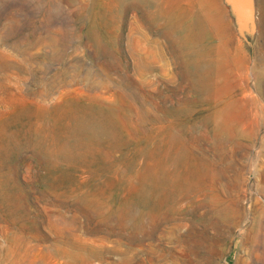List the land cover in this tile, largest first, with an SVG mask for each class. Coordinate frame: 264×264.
Instances as JSON below:
<instances>
[{"label": "rangeland", "instance_id": "1", "mask_svg": "<svg viewBox=\"0 0 264 264\" xmlns=\"http://www.w3.org/2000/svg\"><path fill=\"white\" fill-rule=\"evenodd\" d=\"M255 6L0 0V264H264Z\"/></svg>", "mask_w": 264, "mask_h": 264}, {"label": "water", "instance_id": "2", "mask_svg": "<svg viewBox=\"0 0 264 264\" xmlns=\"http://www.w3.org/2000/svg\"><path fill=\"white\" fill-rule=\"evenodd\" d=\"M228 9L238 37L251 45L257 31L255 0H222Z\"/></svg>", "mask_w": 264, "mask_h": 264}, {"label": "bare ground", "instance_id": "3", "mask_svg": "<svg viewBox=\"0 0 264 264\" xmlns=\"http://www.w3.org/2000/svg\"><path fill=\"white\" fill-rule=\"evenodd\" d=\"M194 22H196V21H194ZM194 22H193V23H194ZM197 22H198V24H199V25H197V26H198V29H199V28H200V24L203 23V20H201V19H197ZM195 24H196V23H195ZM193 25H194V24H193ZM188 26H189V25H188ZM195 26H196V25H195ZM187 29H189V27H188ZM190 32H191V31H190ZM196 32H197V31H196ZM199 33H200V32H199ZM202 33H203V32H202ZM198 35H200V34H198ZM191 36H192V35H191ZM195 37H196V34H195ZM184 40H185V39H184ZM242 64H243V63H242ZM174 220H175V219H174ZM180 220H181V219H180ZM174 225H175V224H174ZM168 226H169V225H168ZM172 226H173V224H172ZM215 233H216V232H215ZM225 233H226V232H225ZM168 242H169V241H168ZM184 245H185V244H184ZM184 245H183V246H184ZM181 246H182V244H181ZM181 246H180V247H181ZM175 247H176V246H175ZM180 249H181V248H180ZM180 249H179V250H180ZM183 252H184V251H183ZM185 252H186V251H185ZM169 253H170V254H169V258H172V262H171V264H176V263H175V261H176V257H175V255H174V252H173V251H172V252L170 251ZM209 253H210V252H209ZM179 257H180V256H179ZM200 258H201V257H200ZM181 259H182V258H181ZM201 260H202V258H201ZM201 260H199V261H201ZM204 260H205V259H204ZM182 261H183V260H182ZM200 263H201V262H200Z\"/></svg>", "mask_w": 264, "mask_h": 264}]
</instances>
